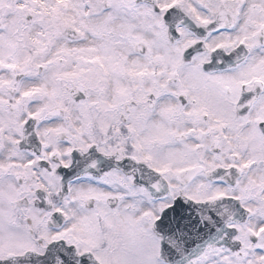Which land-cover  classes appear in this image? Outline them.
<instances>
[{"label":"snow or ice","instance_id":"snow-or-ice-1","mask_svg":"<svg viewBox=\"0 0 264 264\" xmlns=\"http://www.w3.org/2000/svg\"><path fill=\"white\" fill-rule=\"evenodd\" d=\"M0 264H264V0H0Z\"/></svg>","mask_w":264,"mask_h":264}]
</instances>
